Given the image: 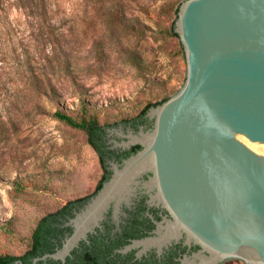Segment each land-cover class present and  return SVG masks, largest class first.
I'll return each mask as SVG.
<instances>
[{"label": "rangeland", "instance_id": "obj_1", "mask_svg": "<svg viewBox=\"0 0 264 264\" xmlns=\"http://www.w3.org/2000/svg\"><path fill=\"white\" fill-rule=\"evenodd\" d=\"M184 1L0 0V255L24 254L40 218L106 173L87 132L56 111L127 133L184 87L186 54L168 34Z\"/></svg>", "mask_w": 264, "mask_h": 264}, {"label": "water", "instance_id": "obj_2", "mask_svg": "<svg viewBox=\"0 0 264 264\" xmlns=\"http://www.w3.org/2000/svg\"><path fill=\"white\" fill-rule=\"evenodd\" d=\"M175 32L187 60L184 87L147 110L151 132L106 128L111 148L141 149L109 160L110 178L64 222L72 231L62 245L32 264H66L111 207L118 219L145 174L151 200L172 219L123 251L162 252L185 237L201 247L188 264H264V0H185Z\"/></svg>", "mask_w": 264, "mask_h": 264}, {"label": "flooded vegetation", "instance_id": "obj_3", "mask_svg": "<svg viewBox=\"0 0 264 264\" xmlns=\"http://www.w3.org/2000/svg\"><path fill=\"white\" fill-rule=\"evenodd\" d=\"M142 120H144V123H141ZM150 123L151 121L144 114L141 120L125 122L123 124L138 131L140 126L147 128ZM106 128L103 141L109 151L116 153L106 157L105 164L107 165L110 178L109 160H116L122 163L131 154L129 156L117 154L130 150L134 146L127 150L111 148L112 145L108 143L106 136ZM149 176V174H145L140 179V184L135 191V195L132 197L131 203L129 205L122 204L118 219H115L112 207L108 210L105 218L101 221V226L96 227L95 231L88 235V240H82L79 246L76 247L80 254L83 253L88 245H97L99 242L105 241L107 248L110 250L107 256L109 258L108 264H188L184 262L185 257H193L201 247L194 242L187 243L185 237H182L178 241L173 240L163 247L162 252H159L156 247L151 248L142 255L137 254L139 248L123 251L135 239L156 235L155 230L158 227V223L165 225L167 219H172L169 211L162 204L151 200V194L154 191L151 192L144 186V182L148 180ZM93 195H90L88 198L86 196L84 200L77 202L72 208V214L74 215L75 211L81 209ZM68 217L69 215L67 214L64 222ZM64 222L62 227L66 228ZM70 232L71 229L64 230L62 240Z\"/></svg>", "mask_w": 264, "mask_h": 264}, {"label": "trees", "instance_id": "obj_4", "mask_svg": "<svg viewBox=\"0 0 264 264\" xmlns=\"http://www.w3.org/2000/svg\"><path fill=\"white\" fill-rule=\"evenodd\" d=\"M179 8L180 5L177 6L175 10L176 14H178ZM168 34L180 39L178 33L175 32V22H173L172 26L170 27ZM134 59H136V57H134ZM169 98L170 97H166L161 101V103L165 102ZM150 106H148L140 115L130 121L141 120ZM55 115L60 120L68 123L72 127L85 130L88 134L89 142L98 152L106 173L103 177V180L98 185V188L95 192L96 194L102 187L103 183L109 178V171L107 170V165L105 164L106 157L112 156V154H116L114 151H109L103 141L106 127L104 125H101L97 117L92 115L88 117L83 116L80 120H77L71 115H68L67 113L60 110L56 111ZM141 123H144V120H142ZM140 148L141 146L137 145L132 147L130 150L124 151L123 153H118L117 155L129 156L130 154L136 153L138 150H140ZM88 197L89 196H87V198ZM85 198L86 197L72 200L65 204L62 208L53 212H49L48 214L40 218L33 231L29 249L24 254L18 256L11 254L0 255V264H15L17 261H20V263L17 264H32L34 258L43 256L46 253L55 252L56 248L62 245V235L64 234V230L71 229L72 231L71 227H62L64 219H66V215L68 214L69 217L73 216V206L77 202L82 201ZM106 245L107 243L105 241L99 242L97 245H88L82 254L78 252V248H75L72 251V254L67 257L66 264H108L109 258L107 256L109 255L110 250ZM36 264H61V261L48 259L46 261L40 260Z\"/></svg>", "mask_w": 264, "mask_h": 264}]
</instances>
